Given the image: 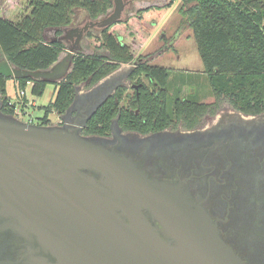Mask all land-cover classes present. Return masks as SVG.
Here are the masks:
<instances>
[{
    "label": "water",
    "instance_id": "obj_1",
    "mask_svg": "<svg viewBox=\"0 0 264 264\" xmlns=\"http://www.w3.org/2000/svg\"><path fill=\"white\" fill-rule=\"evenodd\" d=\"M113 1L105 17L65 29L61 39L71 45L50 68L21 69L4 59L0 74L62 79L91 29L125 17L130 2ZM0 202L66 251L68 264H248L182 182L154 177L91 138L2 112Z\"/></svg>",
    "mask_w": 264,
    "mask_h": 264
},
{
    "label": "trees",
    "instance_id": "obj_2",
    "mask_svg": "<svg viewBox=\"0 0 264 264\" xmlns=\"http://www.w3.org/2000/svg\"><path fill=\"white\" fill-rule=\"evenodd\" d=\"M176 0L139 8L113 24L91 30L95 51L78 52L65 78L52 82L32 76L16 79L18 90L42 96L53 83L55 97L45 111L42 124H51L50 114H64L73 103L81 84L95 85L122 64H132L131 78L149 84L141 88L140 98L127 109L118 107L116 98L106 101L89 121L88 133L106 134L112 120L120 113V124L126 129L149 132L173 123L168 111L170 69L152 61L172 49L180 32L154 52L140 54L145 42L163 20ZM180 13L184 24L192 28L198 50L209 79L215 103L178 99L175 103L177 123L186 126L200 123L208 110L216 111L220 99H228L237 110L246 113L264 111V2L261 0H182ZM113 0H0V49L11 64L29 70L48 69L58 62L67 49L61 39L64 30L74 24L79 10L89 18L108 15ZM0 76L2 111L15 114L9 105L7 81ZM153 86V88H150ZM120 100L121 93H117ZM216 106L217 108H215ZM139 109V112L136 110Z\"/></svg>",
    "mask_w": 264,
    "mask_h": 264
},
{
    "label": "flooded vegetation",
    "instance_id": "obj_3",
    "mask_svg": "<svg viewBox=\"0 0 264 264\" xmlns=\"http://www.w3.org/2000/svg\"><path fill=\"white\" fill-rule=\"evenodd\" d=\"M109 75L82 95L77 90L69 109L58 114V127L133 158L154 177L182 182L218 224L227 243L248 264H264V111L214 106L216 111L205 112L195 126L180 121L145 133L123 127L118 113L109 132L88 133L89 121L106 101L116 98L118 107H133L141 88L149 84L132 79L131 70ZM129 89L134 93L123 106L116 95ZM2 105L0 97V110ZM155 224L161 226L156 220ZM68 260L66 251L33 225L18 221L0 202V264H68Z\"/></svg>",
    "mask_w": 264,
    "mask_h": 264
},
{
    "label": "rangeland",
    "instance_id": "obj_4",
    "mask_svg": "<svg viewBox=\"0 0 264 264\" xmlns=\"http://www.w3.org/2000/svg\"><path fill=\"white\" fill-rule=\"evenodd\" d=\"M125 1L130 2L126 9L125 14L131 15L136 12V8L139 6L147 5L153 2L166 3L169 0H125ZM180 1L181 3H179ZM234 1H242V0H234ZM261 1L264 2V0ZM179 2H175L173 4L167 16L164 18V23H162L156 29V32H154V35L158 34L159 40H162L163 38L161 37L164 36L165 44L163 46H165L169 42L172 36H175L177 32H180V34L178 35L177 43L176 45L173 46L172 49L168 50L167 52L165 51L164 54L159 55L152 61L153 64L162 65L170 69V75L168 80V92H169L168 111L173 121L172 124H178L177 115L175 112V103L178 99L189 100L200 103H208V104L215 103L217 101L216 100L217 98L211 88L209 79L204 71V65L198 50V44L194 37L193 30L192 28L184 24L183 17L181 22H179L180 7L183 1L179 0ZM111 11H113V8L110 9L109 13ZM106 15H100L97 18L98 19L103 18ZM89 17H90L89 13L85 9L79 10V14L76 16L74 20V24L72 26H77L84 23L87 19H89ZM163 27L164 29L162 30V33L164 34L161 35L160 30ZM91 31L94 34H98L100 32V30L96 28L91 29ZM154 38L155 37H152L145 42L143 51H149L155 47L156 43ZM64 41L66 42L67 49L62 53L61 58L67 55L68 48L71 45V43L68 40H64ZM95 50L96 49L92 43L91 38H88L86 36L82 41V48L80 51L91 53L94 52ZM4 59L5 57L0 49V60H4ZM131 69H132V64L130 63L122 64L113 73L109 75V78H111L115 74L121 76L122 74L128 72ZM141 78L143 82L149 83L144 76H142ZM62 79H59L57 81H60ZM18 86H19L18 82L15 78H11L8 80L7 89L9 94L13 97V99L17 98L19 92ZM55 87L56 86L53 83H49L47 85L45 93L42 96H33L30 94L31 84H29L28 95L30 99L33 98L34 101H36V103H38L39 105H43V106L48 105L55 97V92H56ZM91 88L92 85L90 84L89 85L81 84L78 87V94L82 95L84 94V92H88L89 90H91ZM150 88H153V86H150ZM133 93L134 91L132 89H129L125 94L121 95L120 100L123 106H126L129 103ZM127 94H129L130 96H127ZM217 104H219V107L222 109V108H227V106L229 107L230 103L228 99H220L217 102ZM0 112L6 114L2 110H0ZM30 113H32V123L42 124V117L45 115L44 109L38 108L37 106L36 107L31 106ZM15 117L18 118V115ZM60 118H61L60 115H58V113L56 112L50 114V119L52 125L54 126H58V124H60L59 122L61 120ZM26 119H29V117ZM25 121L29 122V120H25ZM208 121L209 120L207 118L206 123H208Z\"/></svg>",
    "mask_w": 264,
    "mask_h": 264
},
{
    "label": "built area",
    "instance_id": "obj_5",
    "mask_svg": "<svg viewBox=\"0 0 264 264\" xmlns=\"http://www.w3.org/2000/svg\"><path fill=\"white\" fill-rule=\"evenodd\" d=\"M28 88L27 89H21L18 92L16 99H10L9 105L14 106L15 110V116L18 115V118L22 121L29 120V122H32V113H30V107L34 106V101L30 99L28 95ZM29 119H26L28 118ZM27 122V121H25Z\"/></svg>",
    "mask_w": 264,
    "mask_h": 264
},
{
    "label": "crops",
    "instance_id": "obj_6",
    "mask_svg": "<svg viewBox=\"0 0 264 264\" xmlns=\"http://www.w3.org/2000/svg\"><path fill=\"white\" fill-rule=\"evenodd\" d=\"M175 2H179V0H176ZM179 3H181V1L179 2ZM152 4H163V3H150V4H147V5H143V6H139V7H137L136 8V11L139 9V8H142V7H145V6H149V5H152ZM169 12V11H168ZM134 14V13H133ZM168 14V13H167ZM167 14H166V16H167ZM132 15V14H131ZM179 15H180V21L179 22H181V20H182V15L179 13ZM165 16V17H166ZM164 17V18H165ZM164 18H163V20L156 26V28H155V30H154V32H156V29L162 24V23H164ZM164 29V27L160 30V32H161V35L162 34H164V33H162V30ZM154 32L152 33L153 34V36L151 35L150 36V38H152V37H155L154 39H155V47L152 49V50H149V51H143V48H144V45L142 46V48H141V50H140V54H144V55H146V54H148V53H151V52H154V51H156L157 49H160L161 47H163V45L165 44L164 43V36H162L161 38H163L162 40H159V36H158V34H156V35H154ZM149 38V39H150ZM148 39V40H149ZM147 40V41H148ZM162 42V43H161ZM176 43H177V40L175 41V43H174V45H176ZM170 50V49H169ZM167 52V51H166ZM164 54V53H163ZM7 83H8V81H7ZM17 85V84H16ZM7 91H8V89H7ZM8 96L11 98V99H13V97L9 94V92H8ZM32 100L34 101V99L32 98ZM34 106L36 107V106H40L38 103H36V101H34Z\"/></svg>",
    "mask_w": 264,
    "mask_h": 264
}]
</instances>
